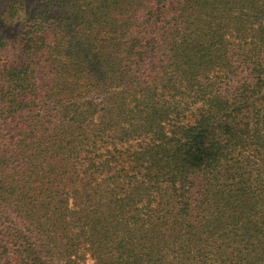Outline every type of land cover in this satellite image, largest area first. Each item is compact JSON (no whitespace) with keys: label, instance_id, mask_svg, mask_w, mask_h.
<instances>
[{"label":"trees","instance_id":"16d2710c","mask_svg":"<svg viewBox=\"0 0 264 264\" xmlns=\"http://www.w3.org/2000/svg\"><path fill=\"white\" fill-rule=\"evenodd\" d=\"M0 264H264V0H0Z\"/></svg>","mask_w":264,"mask_h":264}]
</instances>
